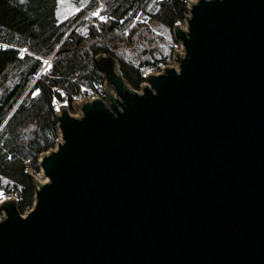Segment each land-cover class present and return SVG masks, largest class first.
Returning a JSON list of instances; mask_svg holds the SVG:
<instances>
[{
	"label": "water",
	"instance_id": "obj_1",
	"mask_svg": "<svg viewBox=\"0 0 264 264\" xmlns=\"http://www.w3.org/2000/svg\"><path fill=\"white\" fill-rule=\"evenodd\" d=\"M186 2L174 64L134 90L99 55L106 101L60 105L0 264H264V0Z\"/></svg>",
	"mask_w": 264,
	"mask_h": 264
},
{
	"label": "trees",
	"instance_id": "obj_2",
	"mask_svg": "<svg viewBox=\"0 0 264 264\" xmlns=\"http://www.w3.org/2000/svg\"><path fill=\"white\" fill-rule=\"evenodd\" d=\"M186 1L91 0L59 22L57 0H0V179L12 184L5 190L18 197L21 213L35 201L28 170L39 171V158L60 138L57 106L72 105L82 88L105 81L99 55L119 59L121 47L162 42L143 21L156 30L171 29L183 20ZM101 5L99 17L90 15ZM144 51V63L158 55L166 59L158 49ZM120 64L124 78L138 89L142 62L120 59Z\"/></svg>",
	"mask_w": 264,
	"mask_h": 264
},
{
	"label": "rangeland",
	"instance_id": "obj_3",
	"mask_svg": "<svg viewBox=\"0 0 264 264\" xmlns=\"http://www.w3.org/2000/svg\"><path fill=\"white\" fill-rule=\"evenodd\" d=\"M91 0H57L58 7H57V18L59 22H63L73 16H75L76 13H78L80 10L83 8H86L87 5H89ZM86 5V6H85ZM84 6V7H83ZM102 5L95 11V13H98L99 15H94V16H100V11H101ZM102 19V17H100ZM139 18L137 17L134 22H137ZM123 22V20H121ZM144 24H146L149 29L154 33L156 36H161L162 37V42L158 41L157 43H152L151 45L144 44V43H138V44H131L128 47H121L116 50V55L118 56L119 59H117L120 63V59L128 62H132L135 65H138L139 63L142 62L141 67L146 62V59L148 58L147 55H145L144 50L148 49H158L161 51L168 59L170 56H172L174 48H176V39L173 35V30L174 27L169 29L166 27H161L160 29L156 30L154 27V24L149 21H143ZM179 23V22H178ZM182 27H185V15L183 20L180 22ZM181 45V44H180ZM116 58V57H115ZM158 59L157 61H161V56H157ZM165 59V60H166ZM156 60H152L151 62H157ZM171 64H174L173 62ZM140 67V68H141ZM120 71L122 72V67L120 64ZM128 82V81H127ZM148 83V82H146ZM129 84V83H128ZM130 85V84H129ZM131 86V85H130ZM132 87V86H131ZM134 90H141V84L139 85L138 89H135L132 87ZM106 101V95L105 99ZM69 111L72 114H77V110L72 106L69 107ZM55 149V148H54ZM39 162V160H38ZM40 163V162H39ZM33 174L37 175L41 179H45V176L41 174V167L39 171L33 172ZM12 184L5 180V179H0V198H8L10 195L13 197L15 196L14 194L7 193L8 191L5 190V188H11ZM34 205V204H33ZM26 209L21 213L24 215Z\"/></svg>",
	"mask_w": 264,
	"mask_h": 264
},
{
	"label": "built area",
	"instance_id": "obj_4",
	"mask_svg": "<svg viewBox=\"0 0 264 264\" xmlns=\"http://www.w3.org/2000/svg\"><path fill=\"white\" fill-rule=\"evenodd\" d=\"M187 5H188V3H187ZM187 7V6H186ZM95 13V12H94ZM93 13V14H94ZM189 13V9H188V7H187V12L185 13V14H188ZM180 23V22H179ZM176 42V48H178V49H180L181 48V45H180V43L176 40L175 41ZM173 58H174V51H173V54H172V56H170L168 59H166V60H164V61H160V62H156V63H153V64H147V65H143L142 67H141V77H142V79H143V81L141 82V83H146L147 81H146V77L145 76H143V74H145V73H148V72H150V71H153V72H155V73H159V72H163V65H166V64H171L172 62L174 63V60H173ZM140 83V84H141ZM104 88H105V81L103 82V83H94L93 85H91V86H89V87H86V88H84L82 91H80L78 94H76V95H74L73 96V104L72 105H70L69 103H68V105H69V107L71 106H73L74 107V102L75 101H79V100H81L82 98H87L88 100L89 99H91L92 97H94V96H100V98H101V100H103V101H105L104 99H105V90H104ZM58 108H60V106L58 107ZM56 145H57V142H56ZM56 148V147H55ZM54 149V148H53ZM29 171V174L30 173H33V172H36V171H34L33 169H30V170H28ZM9 197H12L11 195L9 196ZM8 197V198H9ZM13 197H16V196H13ZM17 198V197H16ZM4 199H6V198H2V196H1V198H0V202L2 201V200H4ZM18 199V198H17ZM18 201H19V199H18Z\"/></svg>",
	"mask_w": 264,
	"mask_h": 264
},
{
	"label": "snow or ice",
	"instance_id": "obj_5",
	"mask_svg": "<svg viewBox=\"0 0 264 264\" xmlns=\"http://www.w3.org/2000/svg\"><path fill=\"white\" fill-rule=\"evenodd\" d=\"M94 15H99L98 13H94Z\"/></svg>",
	"mask_w": 264,
	"mask_h": 264
}]
</instances>
